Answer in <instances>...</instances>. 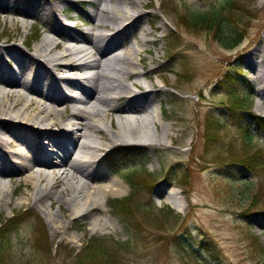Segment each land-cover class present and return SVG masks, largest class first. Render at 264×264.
I'll return each mask as SVG.
<instances>
[{"label":"rangeland","instance_id":"rangeland-1","mask_svg":"<svg viewBox=\"0 0 264 264\" xmlns=\"http://www.w3.org/2000/svg\"><path fill=\"white\" fill-rule=\"evenodd\" d=\"M220 1L142 0L149 2L142 10L148 15L143 27L149 30V21L156 28L147 37L155 40L150 46L151 56L144 58H154L153 66H163L160 73L165 86H160L162 81L158 79L156 86L165 94L161 110L164 119L160 120L157 111V121L172 123L178 131L170 132L166 146L135 144L142 152L139 158L125 156L123 146H119L102 160L101 168L110 176L118 174L127 194L103 201L104 211L99 217L111 224L107 229L90 231L88 221L70 217L73 229L69 234L79 238L76 242L60 241L61 237L51 235L46 215L27 199L26 186L13 177L10 189L16 192L11 203L19 206L9 209L0 205V227L23 213L31 217L21 220L15 231L7 234V245L0 243V264H75L93 240L118 248L116 263L108 255L105 259L99 254L96 262L101 260V264H190L194 260L199 264H264V129L253 126L250 117L264 119V94L259 92L262 79H255L247 65L250 52L264 45V0H237L242 12L235 25L244 38L236 46L220 40L222 30L213 19L207 18V24L195 27L197 22L187 14L186 9L204 12L214 5L209 9L213 11ZM60 7L64 10L57 16L60 33L69 31L64 28L69 24L73 33H86L92 9L87 0H69ZM17 18L22 20L20 15L3 11L0 4V38L19 33L8 45H18L28 52V47L20 43L25 39L27 46H33L44 36L45 25L32 17L21 26L20 21L15 22ZM259 62L252 63L259 68ZM233 93L250 96L249 113L229 104ZM207 117L218 121L219 141L206 149L202 136ZM105 124L103 127L109 128V119ZM244 129L251 138L248 144L244 142ZM145 132L157 135L149 124ZM252 154H258L254 170L238 163ZM183 174L187 177L184 182L180 179ZM130 177L140 183L132 185ZM161 187L167 193L181 192L182 213L164 202L166 195H157ZM116 198H128L144 210L151 209L153 215L142 219L130 209L136 222L133 226L110 209L109 202ZM55 210L56 206L52 208ZM168 211H172L171 216ZM41 232L47 246H38Z\"/></svg>","mask_w":264,"mask_h":264},{"label":"bare ground","instance_id":"bare-ground-1","mask_svg":"<svg viewBox=\"0 0 264 264\" xmlns=\"http://www.w3.org/2000/svg\"><path fill=\"white\" fill-rule=\"evenodd\" d=\"M67 2L0 0L3 11L20 15L15 22L21 26L32 17L45 25L33 46L25 39L20 43L28 52L8 45L19 33L0 38V205L19 206L11 203L16 177L28 189L27 199L46 215L51 235L76 242L79 238L69 234L71 218L88 221L90 231L107 229L111 224L99 217L103 201L127 194L118 174L101 168L104 153L130 143L166 146L178 129L160 121L165 94L156 79L165 86L163 66L144 58L155 43L147 37L156 28L149 21V30L143 27L148 15L142 10L149 2L87 0L92 9L83 34L73 33L70 24L64 25L70 32L60 33L57 16ZM257 59L259 68L252 63ZM247 65L262 79L264 94V45L250 52ZM106 119L110 129L103 127ZM148 124L157 135L145 132ZM179 194L157 191L182 213Z\"/></svg>","mask_w":264,"mask_h":264},{"label":"trees","instance_id":"trees-1","mask_svg":"<svg viewBox=\"0 0 264 264\" xmlns=\"http://www.w3.org/2000/svg\"><path fill=\"white\" fill-rule=\"evenodd\" d=\"M217 8L213 11H209V9H212L214 5L211 6L208 10L202 12V11H193V10H187V14L191 15L194 20L197 22L195 23V27H202V25L207 24V21L209 18L210 20L213 19L212 21L215 23V26L217 27L218 25L220 26V29L224 32L221 31L220 34V40L227 44L229 41H232V45L236 46L238 45L244 38L243 35L240 34V32L236 29V17L238 16L239 12H242L241 9L238 7L239 2L237 0H221L218 5H215ZM187 19V18H186ZM207 19V20H205ZM209 20V21H210ZM184 23V22H183ZM185 24V23H184ZM187 28L186 24L184 26ZM226 31H224V29ZM39 31V30H38ZM232 31L230 35H228V32ZM36 33V32H34ZM38 35L36 34L35 38H37ZM173 41V39H172ZM169 40V43L173 42ZM174 47V46H173ZM244 94H236L233 93L231 94L229 98V104L234 108V109H239L244 112L249 113L251 110V103L249 102L250 96H243ZM252 117V122L251 124L253 126L258 127L259 129H264V119L263 118H256ZM219 123L218 121L216 122L212 117H207L205 119V125H204V134L202 136V139L205 141L204 146L207 148L215 145L219 141ZM244 134V142L246 144L251 142L250 135L248 134V131L246 129L243 130L242 132ZM123 154L125 156L129 157H138L142 154L140 151V147H129L127 149H124ZM258 158V154H252V156H245L242 161L238 162L241 165H243L246 169L248 170H254L253 169V162H255ZM110 163H113L110 161ZM109 164V163H108ZM111 165V164H109ZM112 166V165H111ZM186 175H181L180 179L184 182L186 180ZM130 181L132 182V185H137L140 182L137 181L135 177H130ZM182 182V186L185 184ZM147 186L152 187L150 183H146ZM109 206L111 210L117 214L126 219L128 223L132 222L136 225V222L134 220V217L132 216L130 209L136 211L138 214H140V218L142 219H149L153 215V211L150 209H143L139 204H133L132 201L128 198H122V199H113L109 202ZM154 210V209H153ZM161 212V211H159ZM169 216L172 215V211L167 212ZM23 216V217H22ZM21 217L18 218H12V220H8L7 223L3 224L0 230V243L1 245H7L8 244V238L7 234H11L15 231L16 225L21 222V220H24L25 218L30 219V215L27 213H23ZM133 224V226H134ZM8 231V233H7ZM40 235V234H39ZM42 235V232H41ZM39 243L38 246H42V244L45 246L46 240L45 237L42 235L40 236V239H38ZM252 240L254 241V245L257 246V241L256 238L252 237ZM47 246V244H46ZM259 247V246H258ZM260 249V248H259ZM261 252H263L262 249H260ZM117 252L118 248H109L106 247L102 241L100 240H93L90 241L89 245H86L84 249L82 250L81 254L79 257H77V260L75 264H101L103 261L99 260L96 262L97 256L100 254L103 256V258L107 259V255L109 258H112L111 261H116L117 257ZM188 264V263H186ZM190 264H199L197 260H194V262Z\"/></svg>","mask_w":264,"mask_h":264}]
</instances>
